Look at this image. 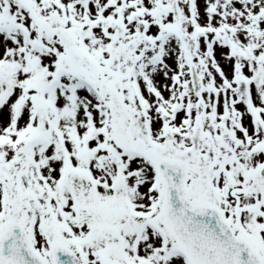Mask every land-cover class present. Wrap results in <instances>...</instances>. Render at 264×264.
Masks as SVG:
<instances>
[{
    "label": "snow or ice",
    "instance_id": "6c2138e0",
    "mask_svg": "<svg viewBox=\"0 0 264 264\" xmlns=\"http://www.w3.org/2000/svg\"><path fill=\"white\" fill-rule=\"evenodd\" d=\"M0 264H264V0H0Z\"/></svg>",
    "mask_w": 264,
    "mask_h": 264
}]
</instances>
